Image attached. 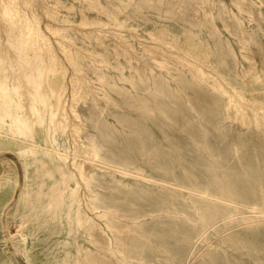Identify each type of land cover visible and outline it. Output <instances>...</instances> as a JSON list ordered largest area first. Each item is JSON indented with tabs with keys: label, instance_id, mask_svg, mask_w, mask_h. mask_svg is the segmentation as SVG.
<instances>
[{
	"label": "rangeland",
	"instance_id": "374dc122",
	"mask_svg": "<svg viewBox=\"0 0 264 264\" xmlns=\"http://www.w3.org/2000/svg\"><path fill=\"white\" fill-rule=\"evenodd\" d=\"M28 1L0 3L8 90L22 89L27 75L33 80L38 66L53 60L43 51L45 59L15 65L22 52L35 55L23 51L32 43L24 41L23 21L37 14L63 68L37 75L48 73L57 91L67 85L71 104L78 97L79 118L68 107L83 123L78 137L85 144L94 138L101 158L113 165L103 168L76 151L72 129L50 123L51 93H42L44 99L37 93L31 102L30 95L22 100L13 93L0 116V264H99L88 251L103 263L105 251L79 222L78 209L113 242L125 239L133 264H264V0H44L50 12L43 0ZM13 6L24 14L22 22L13 21ZM95 21L107 25L78 26ZM117 34L133 48L128 54L118 48ZM148 47L161 50L169 63L160 66ZM38 59L44 65L32 63ZM192 64L209 67L206 73L230 93L213 90V80L194 79ZM232 93L233 101L246 100L245 119L236 103L230 107ZM27 106L43 123L22 131L10 116ZM83 167L92 176L88 183ZM111 223L123 232L114 235Z\"/></svg>",
	"mask_w": 264,
	"mask_h": 264
},
{
	"label": "bare ground",
	"instance_id": "6f19581e",
	"mask_svg": "<svg viewBox=\"0 0 264 264\" xmlns=\"http://www.w3.org/2000/svg\"><path fill=\"white\" fill-rule=\"evenodd\" d=\"M15 1V0H14ZM28 1V0H27ZM30 1V0H29ZM28 1V2H29ZM44 1V0H43ZM4 2V0L2 1H0V3H1V5H2V7L4 8L5 7V5L4 4H6V3H3ZM6 2V1H5ZM41 2H42V0H41ZM98 2V1H97ZM3 3V4H2ZM30 3V2H29ZM13 5H15L14 4V2H13ZM42 6H43V9L44 8H47L48 10H49V12H50V7H51V5H50V7L48 6V4H46L45 3V1H44V3H42ZM46 6V7H45ZM1 7V6H0ZM18 7V6H17ZM49 7V8H48ZM11 8V7H10ZM13 8V10H15V7L13 6L12 7ZM11 8V9H12ZM46 9V10H47ZM16 10H17V8H16ZM16 10H15V12L13 13V11L11 10L10 11V13H11V15H13L12 17H14L15 18V20H13L14 22L17 20V22L18 21H20V22H22L23 20H20V19H22L21 17L23 16L24 17V14L22 15L21 14V12H16ZM2 11V10H1ZM53 12H55L54 10H52ZM4 12V11H3ZM46 12V11H45ZM6 13V12H5ZM49 14V13H48ZM26 15V14H25ZM50 15H53V13H50ZM49 15V16H50ZM2 16H3V14H2ZM28 16V15H27ZM11 17V18H12ZM1 18V17H0ZM3 18V17H2ZM9 18H10V16H9ZM13 19V18H12ZM25 19V18H24ZM85 19V18H84ZM41 20V19H40ZM40 20H39V18H38V16H37V14L35 15L34 13L32 14V17H30V16H28V18H26L23 22H25V26H23V28L25 27V29H24V32H23V30H22V32L24 33H22L23 34V37H24V39H26V40H24V41H26L25 43L27 44V40H30V41H32V43H30V44H27L26 45V47L24 46H22L23 47V51H26L27 49L30 51V50H34V52H35V55H27L28 57H25L24 55L26 54V53H24V52H22L23 54H21L20 56H18L19 58H15L16 59V63L17 64H15V65H17V66H19L18 64H22V67H24V65L26 64V65H28V64H30V60L32 59L31 57H34V61L35 60H37L36 58L39 56V57H42V55H44V54H41V53H43V51L45 52V51H48L49 52V57L51 56V58H49V59H52V57H53V60L51 61V60H49V61H51L50 62V65L49 66H47V64H49V63H47L46 64V66H42L41 67V65L40 66H38V71L36 70V67H37V65H36V67L34 68V70H36V75L34 74L33 76H34V79L32 80L31 78H28V75L23 79V82H22V89H20L19 88V90L18 89H15L14 90V92L12 91V90H8V88H7V85H6V83H5V80L6 79H4L3 80V77H5L3 74H2V66L1 65H3L1 62L3 61V60H0V116L1 117H4L5 116V114H4V110H5V106L7 105V103H9L10 102V100L13 98L12 97V95H13V93H15L16 95H17V93H20L21 94V96H22V100L23 99H27V97H29V95H30V97H29V100H28V102L30 101L31 102V100H30V98L31 97H33V99H35V94H37V93H40L41 94V96H40V98L41 99H44L43 98V95H42V93H44V92H46V94H50L51 93V96H55L56 97V101L55 102H51L48 106H50V111H49V116H50V123H52L53 124V126H57V127H59V126H62L65 130H67L68 128H71L72 130L70 131L71 132V134L73 135V136H75V138H74V141H75V148H76V151H81L82 153H85V154H87V156H89L90 158H94V159H96V160H98V161H100L101 163L100 164H102V166L101 167H103V168H106V166H108V165H113L112 163H110L109 161H107L106 159H104V158H101V156L99 155V152H98V146H97V143L95 142V140H94V138L93 139H88V144H85V142H83V140H81V138H79L78 137V134H79V132L81 131V130H83V127L84 126H82L83 125V123H79V122H77V120H74V119H76V118H79V115H78V113H77V110H76V104L75 103H78V102H75L74 103V101H75V99H77L78 97H74L75 99H73V97H72V99L74 100V101H72V104L70 103V101H69V98L67 97L68 95L66 94V92H67V89H68V87H67V85H64L63 84V87L60 89V91H57V90H55V89H53V87L51 86L52 84L50 83V81L49 80H47V79H45V75L46 74H48V73H46V74H43V75H37V73L39 72V73H42V72H44V70H45V68L48 70H53V71H56V70H60L62 67L60 66L59 67V62L57 61H55V56H53V54L52 53H54L55 51L53 50V46H52V44H51V42H50V38L44 33V31H43V29L41 28V25H40ZM88 20V19H87ZM10 21H12V20H10ZM12 21V22H13ZM82 21V20H81ZM13 22V23H14ZM16 22V23H17ZM19 22V23H20ZM88 22V21H87ZM12 23V24H13ZM85 23V22H84ZM84 23H79V25L78 26H80V28L81 27H89V26H91V27H101V29H102V27H105L106 25H107V23H105V22H99V23H97L96 21L95 22H91L90 24H84ZM15 24V23H14ZM20 24H22L23 25V23H20ZM17 25H19V24H17ZM16 25V26H17ZM48 25V24H47ZM52 27V25L50 26V30H51V32L52 33H58V32H56V30H54L53 28H51ZM112 27V26H111ZM16 28V27H15ZM55 28V27H54ZM64 28V27H63ZM108 28V27H107ZM49 29V28H48ZM57 29V28H56ZM59 29V28H58ZM61 29V28H60ZM77 29V28H76ZM106 29V28H105ZM66 30V29H65ZM14 31V30H13ZM17 31V30H16ZM62 31V30H61ZM15 33V32H14ZM58 34H60V32L58 33ZM63 34H65V33H63ZM16 35V34H15ZM118 35V34H117ZM61 36V35H60ZM22 38V37H21ZM117 46H118V48H119V46L121 45V49L123 48L124 49V52L126 53V54H128L129 52H130V50L132 49L133 50V48H131V46L130 45H126V43H127V40H126V38L125 37H123V35H121V34H119L118 36H117ZM25 43H23V45L25 44ZM146 44V43H145ZM144 44V45H145ZM147 44H148V42H147ZM28 45H30V46H28ZM143 45V46H144ZM27 46H28V48H27ZM62 46H63V44H62ZM128 46L130 47V48H128ZM21 47V48H22ZM64 48V47H63ZM68 47H66V49H67ZM66 49H64V50H66ZM71 49V48H70ZM69 49V50H70ZM130 49V50H129ZM148 50H147V52L148 51H150L149 52V54L150 55H152L153 56V59H155L156 61H158V63H159V65L160 66H166V64H168L169 63V61H167V59H168V57L166 58L164 55H162L161 54V52H159V51H161V50H157V49H155L154 47H148L147 48ZM163 50V49H162ZM73 51V50H72ZM123 51V50H122ZM129 51V52H128ZM11 52V51H10ZM65 52V51H64ZM69 52V54H71L72 52H71V50L70 51H68ZM133 52V51H132ZM3 52L1 51V53L0 54H2ZM32 53V52H31ZM47 53V52H46ZM66 53V52H65ZM163 53H165V52H163ZM167 53V52H166ZM40 54H41V56H40ZM68 54V55H69ZM122 54V53H121ZM126 54H122V55H126ZM175 54V53H174ZM68 55H67V57H68ZM71 55H73V54H71ZM70 55V56H71ZM167 55H170V54H167ZM1 56H3V55H1ZM0 56V57H1ZM127 56V55H126ZM132 56V55H131ZM188 56H190V55H188ZM4 57V56H3ZM13 57V59H14V56H12ZM74 57V56H73ZM130 57V56H129ZM192 57V56H191ZM31 58V59H30ZM42 58H44V57H42ZM42 58L40 59V60H42ZM69 58V57H68ZM172 58H173V56H172ZM171 58V59H172ZM174 58H175V56H174ZM177 58V57H176ZM186 58H188L187 56H186ZM2 59V58H1ZM11 59V58H10ZM39 59H38V61H39ZM45 59V58H44ZM73 59L74 58H72V62H73ZM131 59V58H130ZM189 59V58H188ZM193 59H195V58H193ZM33 60V59H32ZM56 60H57V58H56ZM173 60V59H172ZM180 60H182V59H180ZM184 60V59H183ZM182 60V61H183ZM187 60V59H186ZM185 60V61H186ZM190 60V59H189ZM196 60V59H195ZM198 60V59H197ZM196 60V61H197ZM37 61V62H38ZM43 61V60H42ZM41 61V62H42ZM70 61V60H69ZM167 61V62H166ZM176 61V60H175ZM188 61V60H187ZM196 61H193L192 60V62H196ZM199 61V60H198ZM12 63L14 62V61H11ZM32 62V61H31ZM36 62V61H35ZM35 62H32V63H34V64H42V63H40V61H39V63H35ZM44 62H45V60H44ZM174 62V61H173ZM184 62V61H183ZM191 62V63H192ZM200 62V61H199ZM201 62H203L202 61V59H201ZM201 62L200 63H198L199 65L201 64ZM46 63V62H45ZM74 63V62H73ZM206 63V62H205ZM33 64V65H34ZM177 64V63H176ZM179 64V63H178ZM181 64V63H180ZM189 64V63H188ZM197 64V63H196ZM196 64H194V66H193V64L192 65H190L193 69H194V71H193V75H192V77L194 78V79H196L197 81H202V82H209V80H213V82H214V84L212 85L211 83H210V85H212L211 86V88L213 89V90H215V91H219V92H221V93H225L226 94V92H228V90L225 92L224 91V89L222 88V84L224 83H222L221 84V81L218 79V78H216V76L214 77V75L213 74H208V69H209V67H207L208 69H206V71H208L207 73H206V71H204L205 73H203V71H201L200 70V68H199V66L198 67H195V65ZM42 65H44V64H42ZM170 65V64H169ZM172 65H173V63H172ZM205 66L207 65V64H204ZM177 66V65H176ZM202 66V65H201ZM200 66V67H201ZM208 66V65H207ZM19 67H21V65L19 66ZM28 67V66H27ZM30 67V66H29ZM41 67V68H40ZM170 67H172V66H170ZM203 67V66H202ZM212 67V66H211ZM135 69H137L136 67H134ZM199 68V69H198ZM41 69V70H40ZM63 69V68H62ZM203 69V68H202ZM4 70V69H3ZM31 71V70H30ZM65 71V70H64ZM190 71H191V69H190ZM34 72V71H33ZM47 72V71H46ZM52 72V71H51ZM57 72V71H56ZM66 72V71H65ZM65 72H64V74H65ZM144 72V71H143ZM27 73V72H26ZM138 73H140V72H138ZM145 73V72H144ZM216 73V72H215ZM25 74V73H24ZM192 74V73H191ZM217 75V74H216ZM3 76V77H2ZM25 76V75H24ZM44 76V77H43ZM65 76V75H64ZM120 76V75H119ZM125 76V75H124ZM224 76V75H223ZM56 77V76H55ZM106 77V76H105ZM7 78V77H6ZM33 78V77H32ZM47 78V77H46ZM80 79H84V78H81V77H79ZM79 78L76 80V81H78L79 80ZM123 78V77H122ZM129 78V77H128ZM132 78V77H131ZM98 79L100 80V78H99V76H98ZM126 79H127V77H126ZM130 79V78H129ZM224 79H226V78H224ZM36 80V82H34ZM106 80H108V78L106 79ZM132 80V79H131ZM79 81H82V80H79ZM103 81V80H102ZM104 81H105V79H104ZM227 81V80H226ZM71 82H73V86L74 85H76L75 84V80H74V78H72L71 79ZM79 84H80V82H78ZM77 83V84H78ZM83 83V82H82ZM84 83H87V82H84ZM109 83V82H108ZM79 84L77 85V86H79ZM132 84H133V82H132ZM225 84V83H224ZM85 85V84H84ZM113 85H114V83H113ZM9 86V85H8ZM88 86V85H87ZM90 86V85H89ZM95 86V85H94ZM10 88V87H9ZM79 88H81V86L79 87ZM91 88V87H90ZM75 89H76V87H75ZM77 89H78V87H77ZM76 89V90H77ZM227 89V88H226ZM73 90H74V87H73ZM93 90V89H92ZM91 90V91H92ZM234 90V93H237L238 91V89L236 90V89H233ZM237 92H236V91ZM19 91V92H18ZM74 92H75V90H74ZM81 92V91H80ZM84 92V91H83ZM77 92H75V94H76ZM228 93H230V92H228ZM239 93V92H238ZM73 94V93H72ZM243 94V93H242ZM242 94H240L239 93V95L241 96V98H246L245 96H243ZM83 95V94H82ZM228 95V94H227ZM233 96V93L232 94H230V96H229V105H230V107L234 104V103H236V104H234V106H235V108H236V110H237V114L238 115H241V116H243V118L242 119H245L246 118V116H245V112H246V110H245V107H243L242 105H241V103L243 104V102H239L238 100H236V101H233V99L234 98H232V96ZM238 94H236V96H237V98H240V97H238L239 96ZM74 96H77V95H74ZM78 96H79V94H78ZM106 96V95H105ZM109 96V95H108ZM253 96V95H252ZM235 97V96H234ZM105 98H107V96L105 97ZM236 98V99H237ZM240 98V99H241ZM252 100V99H251ZM254 100V99H253ZM256 100V99H255ZM41 101H43V102H45V100H41ZM257 101V100H256ZM36 102V101H35ZM98 102V101H97ZM248 102V101H247ZM249 102H250V100H249ZM245 105H246V100H245ZM262 103V102H261ZM30 104V103H29ZM31 104H33V101H32V103ZM26 105H27V102H26ZM47 105V103L45 102V106ZM244 105V104H243ZM247 106V105H246ZM68 107L70 108V110H71V112H73V114L75 115L74 117V119L73 118H71V115H70V113H69V110H68ZM258 108V107H257ZM258 110V109H257ZM261 110H262V108H261ZM260 110V111H261ZM255 111V110H254ZM264 111V110H263ZM257 112H259V111H257ZM256 113V112H255ZM7 116H8V114H7ZM255 116L258 118V114L256 113L255 114ZM0 117V118H1ZM11 123L13 124V125H15L19 130H22V131H28V130H31L32 129V127L34 126V124L36 123V122H40V123H43L42 121H43V116L41 115V113L35 108V107H29V106H27V108L25 109V111H22V113L20 114H18V113H16V114H12L11 116ZM238 117V116H237ZM73 119V120H72ZM247 120V119H246ZM258 120V119H257ZM245 122V120L243 121V123ZM257 124H259L260 125V122H259V120L257 121ZM59 125V126H58ZM34 128V127H33ZM77 137V138H76ZM75 152V151H74ZM81 152H79V153H81ZM84 154V155H85ZM80 155V154H79ZM120 164V163H119ZM111 167H113L114 169H116V171L118 170V171H120V172H122V173H128V171H130L131 169H129V167H126V166H121V165H114V166H111ZM133 169V168H132ZM134 170H136V169H134ZM138 170V169H137ZM115 171V170H114ZM80 173H81V176L83 177V179H84V181L85 182H89V180H90V178H92V176L90 177V176H88V177H86V175H87V171H85L84 170V167L80 170ZM77 177V176H76ZM81 177V178H82ZM220 177V176H219ZM220 183V182H219ZM80 184V183H79ZM225 190V189H224ZM205 192V191H204ZM208 192V191H207ZM264 192V191H263ZM262 192V193H263ZM190 193V192H189ZM225 193V192H224ZM227 193V192H226ZM202 194V193H201ZM205 194V193H204ZM209 194H210V192H209ZM221 194H223V192H221ZM232 194V193H231ZM91 195H93V194H91ZM91 195H89V196H91ZM219 195V194H218ZM224 196V195H223ZM221 197V195H220V197H219V200H223V201H226L227 200V194H226V197ZM231 196V195H230ZM229 196V197H230ZM233 196H234V194H233ZM218 197V196H217ZM264 197V196H263ZM234 198V197H233ZM229 199V198H228ZM231 199V198H230ZM236 200V199H235ZM229 201H231L232 202V200H229ZM263 201H264V199H263ZM238 203V202H237ZM208 204V203H207ZM242 204V203H241ZM257 204V203H256ZM259 204V203H258ZM235 205V204H234ZM245 205V204H244ZM97 207V206H96ZM247 207H248V205H247ZM251 207V206H250ZM258 207H260V206H258ZM93 208V207H92ZM237 208H240V207H237ZM94 210V209H93ZM197 210V209H196ZM78 215H77V217H78V220H79V222L81 223V224H83V225H85V226H88V227H90L91 229H92V236L94 237V239H95V243H96V245L98 246V247H100V248H102L104 251H105V256H104V259H103V263H101V264H133V262H132V257L130 256V255H128L127 253H126V250L128 251V243L127 242H124L125 241V239L124 238H121V239H124V241H122V240H120L118 237H115V241L113 242L112 240H110V238H108L107 237V235H106V233H105V230H104V228L99 224V223H97L93 218H91V217H89V215H87L86 214V212H84V211H82L81 209H78ZM112 212V211H111ZM212 212V211H211ZM108 213V212H107ZM106 212H104V213H102V214H100L99 216L100 217H105V216H107L108 214H107ZM207 213H209L208 211H207ZM107 214V215H106ZM198 214H200V213H198ZM201 214H204V213H201ZM200 214V215H201ZM199 215V216H200ZM218 216H219V214H218ZM237 216V215H236ZM190 217V216H189ZM204 218V217H203ZM209 218V217H208ZM208 218H207V220H208ZM191 219V218H190ZM211 220H213L212 219V217H211ZM228 220V219H227ZM109 221V220H108ZM201 221L203 222V224L204 225H207V222L206 221H204L203 219H201ZM110 222V221H109ZM108 222V223H109ZM209 222V221H208ZM212 222V221H211ZM210 222V223H211ZM214 222V221H213ZM108 226H109V224H107ZM209 225V224H208ZM120 226V225H119ZM122 227V226H121ZM214 227V226H213ZM85 228V227H84ZM110 229H111V231L113 232V234L115 235V232L117 231V230H120V233L121 232H123V231H121V228L119 229L118 227L116 228L115 226H112V223L110 224V227H109ZM124 229V228H123ZM89 230V229H88ZM90 231V230H89ZM118 233V232H117ZM90 235V234H89ZM117 236V235H116ZM144 236V235H143ZM92 240V239H91ZM88 251V250H87ZM104 255V254H103ZM87 256H89V257H91V259L94 261V263H99L100 264V260H101V258H100V256L98 255V254H92L90 251H88L87 252ZM119 256H121V259L119 258ZM135 258V257H134ZM76 264H82L80 261H78ZM89 264H93V262H91L90 261V263Z\"/></svg>",
	"mask_w": 264,
	"mask_h": 264
}]
</instances>
